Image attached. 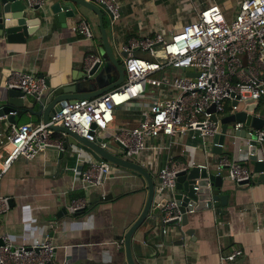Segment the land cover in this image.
<instances>
[{
  "label": "crops",
  "instance_id": "obj_1",
  "mask_svg": "<svg viewBox=\"0 0 264 264\" xmlns=\"http://www.w3.org/2000/svg\"><path fill=\"white\" fill-rule=\"evenodd\" d=\"M117 1L120 15L114 25L110 24L104 8L101 12L112 49L120 53V45L129 37L152 35L159 30L167 33L169 30L160 26L161 21H165L170 30L177 28L192 19L195 9L208 3H215L225 19H231L240 0H190L189 6L185 7V18L174 16L171 24L169 16L176 12L173 0ZM48 3L49 0H45L46 6ZM78 18L88 23L92 32L90 38L71 29ZM98 45V21L89 9L65 16L63 22L52 15L23 40H8L1 33L0 97L6 90L2 81L9 69H21L35 76L43 74L53 85L69 83L84 73L83 56L88 51L98 53ZM253 114L264 119V96L258 99ZM114 117L112 126L134 125L137 111L117 108ZM37 121L39 116L21 111L13 123ZM10 123L5 115H0V136ZM249 129L245 127L244 131L247 133ZM226 137L229 142L223 141L220 153L237 158L242 156L252 170L251 178L247 183H236L224 174L219 175L221 183L214 191L225 195L223 203L187 211L185 223L177 229L165 231L162 239L158 236V225L155 231L149 229L152 220L159 222V211L152 219L146 218L131 236L130 247L135 263L264 264V181L257 179V172L247 157L246 137L238 134L235 145L232 137ZM99 138L107 146L116 148L111 131L103 132ZM148 143H153L156 148L153 151L144 149L137 161L147 169L154 187L158 182L156 170L164 159L185 162V170L192 165H207L206 168L211 170L219 154L211 152V146L203 149L198 138L190 137V131L170 138L160 135L150 138ZM256 146V156L264 160V140ZM5 149V144H0V157ZM59 150L46 147L31 159L17 157L0 176V195L7 197L8 204L0 215V233L6 232L16 241L19 235L49 236L54 246V264H126L122 235L142 207L145 197L143 181L138 175L113 166L99 185L83 190L72 167L83 168L93 158L79 145H71L62 151L57 165ZM175 192L174 187L162 197H172ZM80 196L85 198L86 205L79 213L69 214L66 210L68 202ZM160 197L154 194L153 199L156 201ZM48 221L54 222L52 227L46 225ZM174 224L172 228L177 225ZM179 238L181 243H178ZM232 247L240 248L241 255L230 261L221 259L220 252Z\"/></svg>",
  "mask_w": 264,
  "mask_h": 264
},
{
  "label": "built area",
  "instance_id": "obj_2",
  "mask_svg": "<svg viewBox=\"0 0 264 264\" xmlns=\"http://www.w3.org/2000/svg\"><path fill=\"white\" fill-rule=\"evenodd\" d=\"M26 1L36 6L45 3V0ZM91 1L102 4L111 25L118 21L117 0ZM71 29L84 38L92 35L83 18H78ZM134 48L148 52L152 58L138 56ZM120 49L124 55L121 58L123 78L119 84L93 97L64 103L45 122L7 125L0 136V144L6 146L0 157V176L17 157L31 159L46 147L61 149L62 138L52 136L54 132L62 135L52 128L57 125L91 141L111 131L116 150L133 161L139 160L144 149L153 151L156 146L148 140L160 135L170 138L190 131V137L198 138L203 149L212 144L221 148L223 141H212L220 131L210 119L211 114L219 118L225 110L226 114L232 113L242 109L246 100L254 102L264 96V0H240L231 19H225L215 3H208L195 9L192 19L177 28L167 33L159 30L152 35L131 36ZM100 62L96 51L85 53L84 73L88 75L91 67L94 64L98 67ZM2 85L28 96L38 94L45 87L41 77L21 69H9ZM122 107L137 111L134 125L112 126L114 110ZM241 126L242 122L234 121L224 133L232 137L233 145L238 138L234 131ZM247 134L260 143L264 140V123L250 128ZM245 139L247 144L248 137ZM98 145L107 146L100 138ZM242 158L219 153L211 171L216 175L224 174L233 182L247 183L252 170ZM257 160L261 159L257 157ZM197 166L206 168L207 165ZM111 167L108 161L93 159L83 168L74 165L72 171L86 190L99 185ZM186 168L183 161L164 159L156 170L155 194L162 197L172 192L176 173ZM205 186L209 188L208 181ZM196 188L194 185L193 189ZM159 199L155 204H159ZM85 205L83 196L75 197L68 202L66 210L73 214ZM7 207V197L0 195V215ZM180 218L181 213L172 197L159 204L158 223L162 232L169 221L179 222ZM53 224L48 221L46 225L52 227ZM53 250L49 236L19 235L16 241L6 232L0 233V264H54ZM241 253L240 248L232 247L220 252V258L230 261Z\"/></svg>",
  "mask_w": 264,
  "mask_h": 264
},
{
  "label": "water",
  "instance_id": "obj_3",
  "mask_svg": "<svg viewBox=\"0 0 264 264\" xmlns=\"http://www.w3.org/2000/svg\"><path fill=\"white\" fill-rule=\"evenodd\" d=\"M45 6V3L43 6L29 5L26 0H0V34H5L8 40H23L36 29V26L45 24L48 17L52 15L59 22H63L65 16H72L82 12L83 9H89L96 15L98 21V46L101 47L99 54L100 59L103 61L102 67L96 70L97 67L94 64L89 70L88 75L83 73L80 76L72 78L69 83L57 85H53L49 81V78L40 74L39 76L42 78L45 87L38 94H32L30 96L22 94L16 88H6L4 94L0 97V115H5L6 120L11 123L14 122L15 116L18 117L20 115L21 111L37 115L40 121L45 122L47 117L53 111L58 110L64 103H70L79 98H89L98 95L119 84L123 78L122 63L118 56L122 58L124 52L116 53L112 49L102 23V4H95L90 0H49L48 5ZM257 101L251 102L248 99L245 101L246 104L242 109L222 115L219 118L212 113L210 119L215 121L216 129L220 131L218 135L212 137V141L217 143L228 140V137L224 136V133L231 128L232 122H242V126L238 131H234V133L248 137L246 144L247 157L253 164L254 171L257 172V179L264 181V160H257V146L253 139L254 137L244 131L245 127L257 128L264 123L263 118L253 114ZM234 102L231 101V103ZM34 106L35 108H33ZM208 109L211 110L212 106H209ZM52 128L62 133V148L57 154V165L59 164V158L63 150L69 148L71 145H79V148L88 153L93 159L108 161L112 166L126 169L138 175L143 181L145 197L142 207L122 235V246L126 264H137L131 253V236L146 218H153V215L159 211V204L164 202L165 197H160L159 204H155V200L153 199L155 194L154 182L147 169L139 162L127 159L118 154L115 147H100L98 145V137L93 141L87 140L62 125H57ZM211 152L220 153L221 148L212 144ZM207 181L209 188L205 186ZM243 182L245 181H239L237 183ZM220 183L221 177L205 167L192 165L187 170L178 171L175 176L174 186L177 192L172 194V198L175 200L176 207L181 213V218L179 222L169 221V225L165 231L168 229L174 230L179 225H183L188 209L193 210L223 203L225 195L218 194L214 191L216 187L220 186ZM194 185L197 186L196 189H193ZM79 211L81 210H77L75 213H79ZM151 222L149 229L155 231L158 225V236L162 239L165 233L161 231L162 226L156 223L155 220ZM173 224L176 227L174 226L172 228ZM186 233L189 234L190 232L186 231ZM178 243H181L180 238Z\"/></svg>",
  "mask_w": 264,
  "mask_h": 264
},
{
  "label": "rangeland",
  "instance_id": "obj_4",
  "mask_svg": "<svg viewBox=\"0 0 264 264\" xmlns=\"http://www.w3.org/2000/svg\"><path fill=\"white\" fill-rule=\"evenodd\" d=\"M173 1L175 3V6H176V12L174 14H172L171 16H169V20L171 19L170 24H171V22H173L172 17H174V16H176L178 19L179 18H185V14L187 12V8H185V7L189 6V4H190V0H173ZM178 19H176L177 22H179ZM166 24L167 23L165 21L164 22L161 21L160 26H163V29L165 28L164 30H170L166 27L167 26ZM174 24L178 25V23H176V22ZM100 48H101L100 46L97 47L98 54H99ZM136 54L142 58H147V59L152 58V56L148 52H145L143 54L141 52H139V53L137 52ZM99 57H100V54H99ZM118 58L121 59L120 56H118ZM102 63H103V61L101 60L100 64L96 68V70H98L102 67ZM226 142H229V141L227 140ZM205 143H208V142L205 141Z\"/></svg>",
  "mask_w": 264,
  "mask_h": 264
},
{
  "label": "trees",
  "instance_id": "obj_5",
  "mask_svg": "<svg viewBox=\"0 0 264 264\" xmlns=\"http://www.w3.org/2000/svg\"><path fill=\"white\" fill-rule=\"evenodd\" d=\"M52 136L62 138V135L59 132H54Z\"/></svg>",
  "mask_w": 264,
  "mask_h": 264
}]
</instances>
